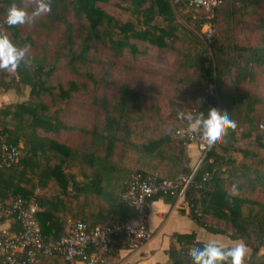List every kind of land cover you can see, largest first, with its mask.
<instances>
[{"label": "trees", "instance_id": "16d2710c", "mask_svg": "<svg viewBox=\"0 0 264 264\" xmlns=\"http://www.w3.org/2000/svg\"><path fill=\"white\" fill-rule=\"evenodd\" d=\"M182 1L184 3L181 0H118L119 8L131 12L134 18L121 23L99 6L109 0H52L49 14L10 28L5 19L11 7L21 8L29 15L36 9L28 0H0V33L6 34L16 46L28 48L24 63L10 81L11 74L0 70V95L15 91L22 97L29 90L26 102L5 106L0 111V159L3 145L14 146L19 151L17 163L0 169V203L7 205L11 199H23L38 206L42 210L38 224L46 241L54 243L70 234L68 216L73 222L90 228H105L121 221L111 218L97 225L84 220L79 211L76 213L79 206L74 207V201L78 203L85 189L74 177V168L85 175L86 171L95 172L101 184L110 171L117 170L118 180H126L122 195L134 175L162 181L184 173L193 176V186L185 197L191 218L207 232L227 236L252 249L249 264H264V260H256L259 251L264 249V201L256 197L264 194V94L257 86L264 77V0H221L215 18V43L211 46L204 38L203 12L189 6L187 0ZM174 4L192 11L185 12L186 21L198 25L196 31L179 23ZM250 32L255 33V39ZM108 44L116 52L114 58L106 60L102 49ZM149 47L176 56L175 72L179 78L176 75L163 78L180 87L183 99L181 103L173 100L171 107L182 109V105H188L187 114L195 115L218 107L233 121L234 115L243 112L245 118L260 114L257 119L263 131L256 138L257 153L238 148L235 135L229 130L218 148L202 153V162L193 173L184 167L183 149L177 150L176 140L182 145L177 131L184 124L174 130L162 126L152 140L146 139L145 131L136 133L130 129L136 120H148L147 115L154 108L162 119L163 110L159 106L151 104L150 110L142 109V102L147 98L144 91L135 89L131 82L115 79L120 68L118 58L125 49L129 50L133 67L122 68L130 76L137 72V57L148 56ZM61 69H66L72 78L67 85H52ZM140 72L155 75L150 70ZM210 84L215 86L214 95L207 93ZM247 87L250 92L245 91ZM117 89L118 97L114 100L106 96ZM99 90L104 91L105 96L92 103L93 122L83 120L79 125L74 124L77 121L71 112L72 99ZM99 117L105 120L103 130L95 123ZM65 132L70 135L69 143L62 142ZM122 137L133 138V141ZM119 145L127 148L122 150L121 159L125 152L132 153L139 159V168L128 173L125 167L114 162ZM232 155H236L235 158ZM122 195L121 204L131 211L133 218L121 222H133L136 213L122 201ZM67 197L72 201H67ZM156 198H165L168 202L178 199ZM209 218L216 224L230 225L232 233L214 226ZM12 229L17 231L20 227L17 229L13 224ZM178 240L183 245L179 250L174 247L170 250L172 264H190L185 257L186 250L204 244L195 242L196 235L178 237ZM119 244L114 247L128 249ZM88 249L95 253L104 250L94 245ZM46 259L68 264L59 255L45 258L41 264H45Z\"/></svg>", "mask_w": 264, "mask_h": 264}, {"label": "built area", "instance_id": "2783aa9c", "mask_svg": "<svg viewBox=\"0 0 264 264\" xmlns=\"http://www.w3.org/2000/svg\"><path fill=\"white\" fill-rule=\"evenodd\" d=\"M187 1L189 6L203 12L205 42L208 46L213 45L216 36V11L221 5V0ZM207 93L214 95L213 84H210ZM216 109L223 114L220 108ZM177 137L184 146L195 145L201 153L210 150L196 132L187 130L186 122L183 128L177 131ZM1 152L0 169L19 161V151L16 147L3 145ZM192 186L193 176L184 173L174 179L162 181L156 177L144 178L134 175L122 195V201L135 211V221H116L105 228H90L81 222H71L70 234L54 243L46 241L42 235L38 224V215L42 210L38 206L30 205L23 199H11L7 205L0 203V264H41V260L54 255L62 256L68 264H103L98 254L88 249L89 246H102L106 251L120 242L131 251H139L151 239L148 226L149 202L159 196L186 197ZM145 188L148 189L147 192ZM13 224L17 225V229L20 227V230L13 231ZM192 250L194 249L188 248L185 254L190 264Z\"/></svg>", "mask_w": 264, "mask_h": 264}, {"label": "rangeland", "instance_id": "374dc122", "mask_svg": "<svg viewBox=\"0 0 264 264\" xmlns=\"http://www.w3.org/2000/svg\"><path fill=\"white\" fill-rule=\"evenodd\" d=\"M27 3L29 5L34 6L33 9L38 8V1L28 0ZM118 3H119L118 0H109V3L100 4L99 6L104 10L105 13L112 16L114 19H116L117 21L121 23H126L127 21L134 19L132 16V13L120 9L118 6ZM181 3H184V1L181 0ZM174 6H175L174 10L176 13V18L179 21V23H182L188 26V28H190L191 30L196 31L198 29V25H196L193 22L188 23L186 21L185 12L187 11L192 12V11L186 6L181 7L175 4ZM250 35H251V38L253 39L256 38V35L254 32H250ZM102 51H103L102 56L106 60H109V58H114L113 55L116 52V50L112 49V45L110 44H108L107 48L102 49ZM147 52H148L147 53L148 56L137 57V60H136L137 63L135 67V70H137V72L129 76L127 74V71H125L122 67H126V66L133 67V62L131 60L129 50L125 49L122 54V57L118 58L120 68L115 73V79L122 83L131 82L135 89L144 91V94L147 98L145 99V103L142 102V105H141L142 109L150 110L149 107L152 104V105H155L156 107L159 106L161 110H163L162 115H161L162 119L160 118V115H158V112H155V108H154V111H150L149 114L147 115L148 120H145V121L136 120L132 125L129 126L130 129H132L136 133H139L141 130L145 131L147 135L146 139L152 140L157 137L159 129L162 126H164L166 129L169 128L172 130L176 128H181L185 121L177 119V113L184 112L185 114H187L190 107L188 105H182L183 108L178 109V107L170 106L173 100L176 102L179 101L181 103L183 99L182 94H180L179 92L180 87L176 84H174L175 86H173L169 81L164 80L163 78V77H172L173 75H176V78H179V75L175 72L176 71V62H175L176 56L173 53H169V52L159 53L156 49H153L151 47L147 48ZM142 69L150 70L155 75L154 76L149 75V74L142 75L140 72ZM10 74L11 76H9L8 81H10V79L13 76H15L14 72H11ZM71 78L72 77L68 74L66 69L65 70L61 69L59 75H57V77L54 78V80H52L51 84L57 85L58 83H61L63 85H67L68 81H70ZM257 86L261 90V92H263L264 94V77L260 78L259 82L257 83ZM245 91L250 92L251 90L249 87H247ZM104 96H105V93L102 90H99L98 92H95V93L92 92V93L85 94V95L75 96L71 102V105H72L71 112L73 113L72 116H76V119H77V120L74 119L75 121H77L74 124L78 123L77 125H79V123H81L83 120H84L83 122H88V121L89 123L93 122L94 109H93L92 103L94 99L103 100ZM106 96L114 100L116 97H118V89L111 90L110 92L107 93ZM112 100H109L111 104H113ZM236 112L237 111H235L234 113ZM245 114L246 113L243 112L241 115L239 114L234 115V118H235L234 122L236 124V127L232 131L237 141L236 146L238 148L248 149V150H251L257 153L256 151L259 149V146L257 145L256 138H257V135L262 133L263 131V126L259 124L261 121H258L257 119L260 116V114H256V115L254 114L255 116L252 115L254 117L251 116L249 118L248 117L245 118L246 117ZM165 117L167 119H165ZM104 121H105L104 117H99V119L96 120L95 123L96 125H98V127H100V129L103 130ZM263 121L264 119H262V122ZM68 123L70 124V121ZM69 137L70 135H68L67 137L65 136V139H67L66 140L67 142H69ZM126 138L130 142L133 141L131 140L133 138L131 139L128 137ZM134 141H136V138L134 139ZM137 141H139V139ZM216 148H218V146ZM122 150L126 151L127 148L126 149L122 148V146L119 145L116 163H119V165L122 167H127V166L129 167V165L132 163L134 158L130 157V155L126 156V152H125L123 158L121 159L120 154L122 153ZM263 153H264V150H263ZM235 156L236 155H232V157L234 158ZM130 171L133 172V170L131 169ZM125 172H128V170L125 169ZM256 197L257 198L260 197L264 201V194L262 193L258 194ZM209 220L212 222L214 226L218 225L222 229H225L228 233H232V228L230 225L223 223V222H219V224L218 223L216 224L214 220L212 221L210 218ZM252 253H253V250L247 248L246 264H249V261L252 257L251 256ZM256 260L258 261L264 260V249H261L259 251V254Z\"/></svg>", "mask_w": 264, "mask_h": 264}, {"label": "crops", "instance_id": "0c3cea01", "mask_svg": "<svg viewBox=\"0 0 264 264\" xmlns=\"http://www.w3.org/2000/svg\"><path fill=\"white\" fill-rule=\"evenodd\" d=\"M29 98V92L25 91L24 96L20 97L15 91L2 92L0 95V111L8 105L26 102ZM69 133L65 132L62 136L63 143H69L65 139ZM176 138V136H175ZM177 150L181 148L184 151V167L190 168L193 173L202 162V153L195 145L184 146L177 140ZM133 157L129 167H125L128 172L139 168V159L132 153L126 156ZM116 163V160L114 161ZM142 167V166H141ZM140 167V168H141ZM100 168V164L98 165ZM121 170L120 168H117ZM73 175L76 180L84 186L85 192L78 199L79 216L92 224H104L107 220L114 218L117 220H131L133 214L124 205L121 204V195L126 184V180H118L120 173L110 171L108 178L101 184L95 172L86 171L82 173L79 169L74 168ZM95 171V168H94ZM67 172H70L67 170ZM104 190V193L102 191ZM72 201L71 197L65 198ZM105 210V213H102ZM149 230L151 232L150 241L145 244L139 251H131L125 246L113 247L108 250L100 249L98 257L103 264H172L170 250L174 247L177 250L182 248V243L178 237H189L196 235V243L207 244L210 242L217 243L224 248H231L234 243L240 241H231L227 236L214 235L199 227V225L190 216V207L187 205L185 197L182 196L174 202H168L165 198H156L149 202ZM81 213V214H80ZM81 218V217H80ZM67 223L73 222L72 217H67ZM66 223V224H67ZM242 243V242H241ZM119 245H125L123 242ZM188 247V246H187ZM45 264H64L58 259H46Z\"/></svg>", "mask_w": 264, "mask_h": 264}, {"label": "clouds", "instance_id": "9594fccd", "mask_svg": "<svg viewBox=\"0 0 264 264\" xmlns=\"http://www.w3.org/2000/svg\"><path fill=\"white\" fill-rule=\"evenodd\" d=\"M52 11V0H38V8L29 15L18 7H11L5 23L8 27L31 23L35 17L49 14ZM27 47H18L6 34L0 33V70L16 72L25 61ZM177 119L185 121L189 132H196L208 149L219 146L229 130L236 127L230 115L221 114L215 107L208 109L207 113L185 114L177 113ZM146 192L148 189H144ZM235 191V188H233ZM191 264H246L247 248L241 242L225 249L223 246L210 242L190 252Z\"/></svg>", "mask_w": 264, "mask_h": 264}]
</instances>
